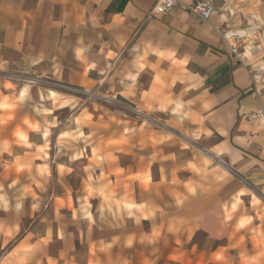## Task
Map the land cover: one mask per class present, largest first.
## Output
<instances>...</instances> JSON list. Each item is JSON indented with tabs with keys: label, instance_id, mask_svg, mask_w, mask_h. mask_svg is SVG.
Listing matches in <instances>:
<instances>
[{
	"label": "crops",
	"instance_id": "crops-1",
	"mask_svg": "<svg viewBox=\"0 0 264 264\" xmlns=\"http://www.w3.org/2000/svg\"><path fill=\"white\" fill-rule=\"evenodd\" d=\"M193 1L0 0L2 228L15 233L44 194L53 220L89 210L93 223L25 232L5 264H264V122L249 116L264 90L225 32L243 31L229 10L246 17L264 0H211L208 20ZM52 81L101 96L76 114L100 139L83 159L13 140L43 147L69 129L75 114H60L80 97Z\"/></svg>",
	"mask_w": 264,
	"mask_h": 264
},
{
	"label": "rangeland",
	"instance_id": "rangeland-1",
	"mask_svg": "<svg viewBox=\"0 0 264 264\" xmlns=\"http://www.w3.org/2000/svg\"><path fill=\"white\" fill-rule=\"evenodd\" d=\"M230 15L234 19L236 25L240 26V29L245 31L244 34H241L239 36H235L234 39H231V41L227 38L228 42L232 44L235 47L236 55L243 60L245 65L247 66L251 77L253 81L257 84L256 86L259 87V90H264V8L256 9V10H250L246 13V17H238V11H230ZM237 28V27H236ZM233 29V28H232ZM232 29H228L229 32L232 31ZM228 30L225 31L228 33ZM231 30V31H230ZM235 30V29H233ZM236 31V30H235ZM234 31V32H235ZM239 32V31H237ZM225 33V34H226ZM236 33V32H235ZM49 85L53 87H57L60 89L65 90L62 88V85L52 81L51 83H48ZM71 86V85H67ZM73 86V85H72ZM76 87V86H73ZM262 88V89H261ZM68 93L80 97V103L77 104V102H74L71 106V110L68 112L66 109L63 110V112L60 114L65 115L66 113H74L75 116L79 112L80 106L85 102L89 101L90 99L96 98V96H100L94 94L92 91H88L84 88L78 87V90L75 92H71L68 90H65ZM107 98V97H103ZM104 101V100H103ZM73 114V115H74ZM69 129L65 130H59L58 135H53L52 137L46 139L44 142L43 147L36 146L33 141L36 139H32L31 143H28V139L24 138L22 135L20 136L19 133L18 137L15 139L16 143H22V145L36 147V149L42 151V149L47 148H57L64 147L71 152L75 149L77 153H72V158L76 155L82 156V159L87 156V152L89 147L96 145L99 143L100 139L94 137V133L96 132L94 128V123L92 121H87L86 115L81 117H71L68 121ZM73 124V126H72ZM76 125L82 126H90L91 129L89 132H86L85 130L88 129H79V131L76 130ZM80 128V127H79ZM97 137V136H96ZM11 140V139H10ZM10 144V141H3V146L6 147ZM92 156L95 153V150H91ZM44 155H47L46 153ZM39 160V159H36ZM1 171V170H0ZM38 172L41 174L47 173V170H38ZM89 178L90 175H89ZM46 192L45 190L43 191ZM57 204L60 206H63L65 204L64 200L56 199ZM70 202V200H69ZM30 206V211H27V209L20 210L21 216L17 218V220L20 222L19 225L16 227V231L13 234L9 233L8 228L6 227L3 229L2 227V220L0 219V264H5L4 256L7 250H9L12 246V244L25 232H32L34 236L37 233H41L45 230L47 226H54L55 224H65L67 228L70 229H78L81 230L85 225H92V218L90 216L89 210H82L85 207H91L93 204L89 201V199L85 198L83 199V202L79 204V207L81 206V212L80 216H78V219L76 218H68L65 217L67 210L62 209L60 213H56L53 215L54 220L52 219L50 213L47 212V200L46 195L44 194L43 197H38L37 200H35L32 203H26ZM118 208H120V205H123V207L129 206L127 202L121 201V204L119 201H115ZM133 203V202H132ZM20 204V203H18ZM71 205V203H70ZM73 217L76 216V211L72 209ZM88 215L90 220L89 224H86L83 220V217ZM81 217V218H79ZM13 220L11 219V222ZM33 236V237H34ZM45 242L46 240L43 239ZM149 249H143L145 252H149V255L151 256L150 261L155 260L159 256V250L157 249V243L148 244ZM25 250V249H24ZM17 261H22L21 256L17 257ZM137 263V262H135Z\"/></svg>",
	"mask_w": 264,
	"mask_h": 264
},
{
	"label": "built area",
	"instance_id": "built-area-1",
	"mask_svg": "<svg viewBox=\"0 0 264 264\" xmlns=\"http://www.w3.org/2000/svg\"><path fill=\"white\" fill-rule=\"evenodd\" d=\"M176 2L177 0H159L157 9L161 12H167L176 4ZM187 9L196 14L201 20H208L213 10V6L211 0H194L192 3L187 5ZM232 50L233 52L235 51V49ZM62 88L71 92L78 90V87L67 85H62ZM249 116L253 119H258L264 122V110L261 107L255 112L250 113Z\"/></svg>",
	"mask_w": 264,
	"mask_h": 264
},
{
	"label": "bare ground",
	"instance_id": "bare-ground-1",
	"mask_svg": "<svg viewBox=\"0 0 264 264\" xmlns=\"http://www.w3.org/2000/svg\"><path fill=\"white\" fill-rule=\"evenodd\" d=\"M244 33H245V31H244ZM244 33H243V31H239V32H236V33L235 32H228V36L231 38V37H235V36H238V35H241V34H244Z\"/></svg>",
	"mask_w": 264,
	"mask_h": 264
}]
</instances>
